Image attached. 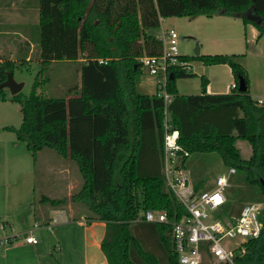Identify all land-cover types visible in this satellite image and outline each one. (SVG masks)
<instances>
[{"label":"trees","instance_id":"trees-1","mask_svg":"<svg viewBox=\"0 0 264 264\" xmlns=\"http://www.w3.org/2000/svg\"><path fill=\"white\" fill-rule=\"evenodd\" d=\"M37 7L42 69L28 96H12L20 106L21 123L8 129L25 144L34 162L47 149L76 166L81 179L77 191L69 197L41 196L37 202L51 209H64L70 203L89 223L103 222L99 246L107 264H178L170 226L136 222L140 210L166 211L170 221L185 213L165 189L161 173L166 118L178 131V145L190 157L217 153L223 165L234 169V174L240 172L242 184L264 200L260 183L264 181V105L249 94L248 75L237 62L240 56L178 57L185 63L198 59L206 65H228L235 85L229 93H205L204 79L201 94L180 95L175 81L195 74L179 66L168 70L172 78L168 76L166 83L167 102L156 88L152 95L138 91L143 74L138 58L161 53L156 38L160 18H238L261 38L264 0H37ZM80 60V86L74 95L45 98L37 93L44 83L40 74L49 63ZM14 64L0 63V93ZM240 79L243 91L238 90ZM237 140L247 142V158ZM203 184L195 182V190ZM151 238L159 244V256L142 245V240ZM244 248L234 264H264V222L259 236Z\"/></svg>","mask_w":264,"mask_h":264},{"label":"rangeland","instance_id":"rangeland-1","mask_svg":"<svg viewBox=\"0 0 264 264\" xmlns=\"http://www.w3.org/2000/svg\"><path fill=\"white\" fill-rule=\"evenodd\" d=\"M32 1L34 4L37 3V0H26L25 4ZM168 19H165L163 25L175 29L179 37L177 50L181 56H188L189 58L194 56L196 44L199 47V55H206L205 52L207 51L211 55H225L223 53L228 50H243V44L241 45L238 42L239 38L237 37L239 34L235 27L229 26L225 29H217L219 32L229 34L231 39L225 40L222 38L205 42L203 38L207 37V27L199 21L196 22L195 18L173 17ZM33 27V32L28 33V39H31L32 46H34L30 55L32 60L26 64L15 63L12 72L13 80L20 83L21 90L19 93L24 96L30 94L34 79L42 69L41 64L37 61L40 50L37 43L38 30L36 26ZM200 42L203 43L201 47ZM188 64L189 69L199 75L192 78L177 79L175 85L179 93L199 94L202 91V81L207 77L219 80V83L214 84H219L220 90L226 89L227 86L229 88L226 71L217 65L207 66L198 59H191ZM246 65L255 75V81L259 83L258 89L261 91L260 73L257 70V67L261 65L260 57L256 55L248 56ZM80 67L81 64L78 62L49 63L40 74V80H44V83L37 90V93L45 98L68 99L77 92L76 90L80 86ZM201 73H204V75ZM146 79L151 78L146 71H143L140 82ZM138 90L140 93H150L151 87L149 86L146 90L140 88ZM12 96L8 86L2 88L0 93V220L10 222L15 233H25L32 229L34 237L38 240L36 244L38 250L37 252L34 251L35 245H27L21 242L8 245L6 249L9 248L10 251L6 257H2L3 252H0V264H34V254H44V257H50L52 264H69L67 260L80 264L77 260V254L72 253L68 237L70 238L72 235L82 240L80 235L83 233V227L78 226L76 223L66 225L59 220L57 221L58 225H55L56 222H50V228H47L46 224L39 218V211L44 212L47 210L45 207L48 208V206L37 202L41 196L51 198L68 196L67 186H72L69 194L77 191L81 183L77 168L72 162L59 158L52 150L47 149L38 153L35 162L33 161L25 144L18 141L14 132L8 129L18 128L21 123L20 106L12 101ZM258 96L260 95H253L254 98ZM242 143L245 144L246 149L249 146L245 141H238L242 156L247 158L248 152L242 148ZM188 169L187 175L190 183L195 185V182L199 180L204 183L205 186L201 187V191L213 187L218 175H227L228 173V168L223 165L217 153L190 157ZM229 184V187L225 190V195L228 198L223 207L224 217L237 216L239 210L245 204L264 201L258 199L254 188L242 184V174L240 172L229 176ZM36 210H38L37 213ZM260 217L264 218V211L260 214ZM36 223L39 224V227L35 228ZM135 231L132 230L133 234L137 235ZM56 239L59 240V243ZM142 241L143 243H141L145 249L159 256V244L154 239ZM59 247L62 250L61 254L57 251ZM65 252L66 259H62ZM71 253L73 254L72 260Z\"/></svg>","mask_w":264,"mask_h":264},{"label":"built area","instance_id":"built-area-1","mask_svg":"<svg viewBox=\"0 0 264 264\" xmlns=\"http://www.w3.org/2000/svg\"><path fill=\"white\" fill-rule=\"evenodd\" d=\"M156 35L161 46L157 56L138 58L143 71L152 79L157 95L164 102L169 100L166 92L168 70L173 66L189 69V64L178 60V35L174 28L165 27L159 19ZM235 85H231L234 89ZM264 105L263 100L257 101ZM178 131L164 121L162 177L167 191H171L184 207L185 213L170 221L166 211H142L136 222L166 224L170 226V237L177 254L178 264H234V259L245 252L244 244L259 236L264 218V201L245 204L237 216L224 217L223 207L227 203L225 190L229 187V176L235 170L228 169L227 175H218L209 190H195L187 175V160L190 157L177 143ZM178 152L181 153L178 155ZM182 158L185 161L182 162ZM55 222V221H54ZM50 228V225H46ZM39 227V224L34 226ZM36 245L38 240L33 230L15 233L11 225L0 220V251L16 243ZM227 243V244H226Z\"/></svg>","mask_w":264,"mask_h":264},{"label":"crops","instance_id":"crops-1","mask_svg":"<svg viewBox=\"0 0 264 264\" xmlns=\"http://www.w3.org/2000/svg\"><path fill=\"white\" fill-rule=\"evenodd\" d=\"M26 0H0V63H3L4 60L14 61L16 64H26L31 62V51L34 46H32L31 39L28 38V33L33 32L34 27L37 26L39 22V12L37 3L34 4V2H30L29 4H25ZM196 22H201L204 24L205 27H207V37L203 38L205 42H211L217 39L224 38L225 40H229V34L225 32H219L217 29H225V27H235L238 31V42L240 44H243V50L238 51H226L223 54L225 55H237L240 56L237 59V62L246 70V73H248L249 78V94L251 98L255 101L263 100L264 101V37L257 38L258 32L257 30L251 26L247 25L244 26L242 21L238 18H231V17H225V16H214L211 18H207L204 16L196 17ZM167 20H169L167 18ZM165 19H163V22ZM32 29V30H30ZM32 35V34H31ZM17 39V42H16ZM203 45L202 42H200V47ZM207 51V50H206ZM235 51V52H234ZM200 53V52H199ZM206 55L210 52H205ZM222 55V54H219ZM250 55H256L260 57L261 65L257 67V70L260 73V86L262 87V90L260 91L258 89L259 83L256 82L255 75L248 69L246 65V59ZM40 63V59L37 60ZM78 63H82L81 60L77 61ZM211 66V65H207ZM219 68L226 71L228 76V85L226 89L220 90L219 80H216L215 78L207 77L205 79V88L204 91L207 94H226L231 91V85L234 84V79L232 72L230 68L226 65H217ZM196 76L199 75L198 73L193 72ZM204 75V73H201ZM11 81H8V80ZM8 86L10 88L11 95H15L13 92L14 87H20L19 91L21 90L20 83H16L12 75H9L7 82L4 87ZM149 86L151 87L150 93H142L146 95H152L155 92V87L153 85L152 79H146L145 81H142L138 84V89H148ZM203 90V89H202ZM139 91V90H138ZM203 91H201L199 94H201ZM179 93V92H178ZM180 95H198V94H185V93H179ZM253 95H260L257 98H254ZM238 141H236V146L240 150L241 153V147L238 144ZM242 148L248 152L249 154V148L246 149V146L244 143H242ZM242 154V153H241ZM248 157V156H247ZM190 158V157H189ZM187 160V168H188V161ZM246 158V157H244ZM196 159V158H195ZM191 163V159H190ZM189 170V169H188ZM205 186V185H203ZM72 186H67V192L69 197L71 194L70 189ZM49 197V196H48ZM41 206V205H40ZM39 208V206H38ZM47 210L44 212L39 211V215L41 220L44 224L50 225V222H56L60 220L61 223L70 225L72 223H76L78 226L83 227L82 234L80 235L82 240H79V238L72 236L69 238L68 241H70L72 253L75 252L78 256L77 260L80 262V264H107L106 259L104 255L102 254L100 250V241L103 238L104 232H105V225L103 222L100 221H92L89 223L88 219L84 214L80 213V209L77 207H74L72 204H67L64 209H51L45 207ZM77 209H79L77 211ZM38 210H36V213ZM9 225L12 224L5 220ZM54 222V223H55ZM38 224V223H37ZM54 225V226H55ZM68 235V234H67ZM57 240V243H59V240ZM78 241V242H77ZM81 243V244H80ZM83 248V249H82ZM55 249V247H54ZM38 248L37 245L34 246V251L37 252ZM10 249H5L3 252L2 257H6ZM58 252H62L61 248L59 247ZM70 253V252H69ZM71 253V260L72 255L75 254ZM50 256H52L50 254ZM62 259H66V252L64 255H62ZM37 257V259H36ZM70 259V258H69ZM41 260H43L41 262ZM69 264H77L76 262H71L67 260ZM52 264L50 257H44V254H34V264Z\"/></svg>","mask_w":264,"mask_h":264},{"label":"water","instance_id":"water-1","mask_svg":"<svg viewBox=\"0 0 264 264\" xmlns=\"http://www.w3.org/2000/svg\"><path fill=\"white\" fill-rule=\"evenodd\" d=\"M251 19H253V20H255V18L254 17H252ZM257 23H260V20H257ZM194 56H199V47H198V45L196 44V47H195V49H194ZM169 78H172V74L170 73L169 74ZM19 88L20 87H14V94H17V93H19ZM245 89V84H244V81L242 80V79H240L239 80V85H238V90L239 91H243ZM260 183H261V186H262V188H263V190H264V181H260Z\"/></svg>","mask_w":264,"mask_h":264}]
</instances>
